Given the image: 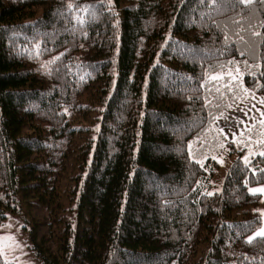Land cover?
I'll use <instances>...</instances> for the list:
<instances>
[{
    "label": "trees",
    "instance_id": "1",
    "mask_svg": "<svg viewBox=\"0 0 264 264\" xmlns=\"http://www.w3.org/2000/svg\"><path fill=\"white\" fill-rule=\"evenodd\" d=\"M250 95L264 0H0V225L42 205V264H264V150L214 127Z\"/></svg>",
    "mask_w": 264,
    "mask_h": 264
},
{
    "label": "rangeland",
    "instance_id": "2",
    "mask_svg": "<svg viewBox=\"0 0 264 264\" xmlns=\"http://www.w3.org/2000/svg\"><path fill=\"white\" fill-rule=\"evenodd\" d=\"M84 101L91 105H97L91 98H85ZM262 101H264V95H250L226 110L214 121V127L217 132L222 134L224 141L232 143L238 150L244 148L242 151L243 160L260 154L264 150V102ZM95 117L96 114L92 113L86 118H76L74 124L84 129H91L95 125ZM87 136V133L81 134L78 145ZM216 142L219 141L216 140ZM226 146H224V150H218L219 154L215 156L219 169L214 177L210 193L221 190L227 171L237 155L235 150ZM66 185L63 186V192L67 190L65 189ZM257 188H264V186ZM257 188H250V191ZM257 209L261 215L262 227L260 226L261 228L258 230L260 232L264 230V193H261ZM17 211V213H8L0 225V255L4 261L12 264H42L31 248L30 233L35 227L39 239L46 235L48 213L42 205L30 199L20 202Z\"/></svg>",
    "mask_w": 264,
    "mask_h": 264
},
{
    "label": "snow or ice",
    "instance_id": "3",
    "mask_svg": "<svg viewBox=\"0 0 264 264\" xmlns=\"http://www.w3.org/2000/svg\"><path fill=\"white\" fill-rule=\"evenodd\" d=\"M242 3L245 2H251V0H241ZM264 102V101H262ZM262 155H264V153H262ZM251 192L255 195L258 192L264 193V188H257V189H251ZM209 195H212V193H209ZM256 236H262L264 237V230H261L260 232L256 233ZM252 239H254V237H249V241H251Z\"/></svg>",
    "mask_w": 264,
    "mask_h": 264
},
{
    "label": "crops",
    "instance_id": "4",
    "mask_svg": "<svg viewBox=\"0 0 264 264\" xmlns=\"http://www.w3.org/2000/svg\"><path fill=\"white\" fill-rule=\"evenodd\" d=\"M216 128V127H215ZM220 133V132H219ZM221 134V133H220ZM222 135V134H221ZM261 186H264V185H261ZM261 186H256L255 188H257V187H261ZM256 194H259L260 195V197H261V193L260 192H258V193H256ZM261 199V198H260ZM261 226V225H260ZM262 227V226H261ZM261 227H259V229L261 228ZM258 229V230H259ZM258 230L256 231V232H258Z\"/></svg>",
    "mask_w": 264,
    "mask_h": 264
}]
</instances>
